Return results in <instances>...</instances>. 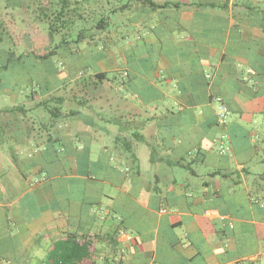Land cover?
<instances>
[{
  "label": "crops",
  "instance_id": "crops-1",
  "mask_svg": "<svg viewBox=\"0 0 264 264\" xmlns=\"http://www.w3.org/2000/svg\"><path fill=\"white\" fill-rule=\"evenodd\" d=\"M152 1L79 113L1 114L0 264H264V0Z\"/></svg>",
  "mask_w": 264,
  "mask_h": 264
},
{
  "label": "trees",
  "instance_id": "trees-1",
  "mask_svg": "<svg viewBox=\"0 0 264 264\" xmlns=\"http://www.w3.org/2000/svg\"><path fill=\"white\" fill-rule=\"evenodd\" d=\"M129 1L0 0V70H3V73H0V91H12L18 98L19 93H22L23 97H26V101L34 102L30 106L19 103L0 107V117L2 113L27 116L28 112L35 108L44 109L50 117L63 115L68 109L79 113L81 104L91 101L85 96V93L81 95V90L92 84L102 83L107 78L106 72L95 70V66L93 69L87 66L86 70H89V73L83 75L81 79H75L72 82V76L61 78V85L55 88L52 77L59 76L63 71L56 68H40L34 71L35 79L33 80L28 79L27 77L30 75H25L22 69L11 68L13 62L19 63L27 57L34 60V64L37 65L38 61H47L58 52L79 54L82 52V48L75 46L76 48L73 49L71 47L73 30L76 27H85L84 23L86 22L92 23L86 49L95 51V48L97 49L99 46L96 38L100 35L111 37L115 30L114 27L118 26L115 25V18L119 15L127 17ZM143 1L152 7L179 6V3L176 2L156 4L152 0ZM84 30L81 29L75 34V36L77 35L76 41L79 43L86 39ZM42 37H45L43 43H41ZM59 39L60 41L57 42ZM108 48L110 50V47ZM46 63H40L36 68ZM26 78L33 82L31 95L24 94L23 87H26ZM51 102L55 104L50 108L48 105ZM36 117L40 116L36 115ZM6 128L7 126L2 123L0 118V136L2 132H7Z\"/></svg>",
  "mask_w": 264,
  "mask_h": 264
},
{
  "label": "rangeland",
  "instance_id": "rangeland-1",
  "mask_svg": "<svg viewBox=\"0 0 264 264\" xmlns=\"http://www.w3.org/2000/svg\"><path fill=\"white\" fill-rule=\"evenodd\" d=\"M128 15V13H127ZM112 18L114 17L113 14L111 15ZM92 23H84L85 27H81V28H75L73 30V38L71 41V47H73V49H75V46H79L80 48H82V52H80L79 54H71V53H67L65 52L64 54L61 52H58L55 56H53L51 59H48L47 61H43V62H47L45 65L46 67H44L43 65L36 68L40 63L42 64L43 62L38 61L39 64L36 65V63L34 64V60L29 59L27 57H25V59H22L19 63L17 61L13 62V66L11 68L13 69H22V72L25 75H30V77H27L28 79H35L33 73H35V70H38L40 68H49V69H53L56 68L59 71H63V72H69V71H84L86 70V67L89 66L90 69H93L96 61L98 59H100L102 57V55L106 54V53H112V51L114 50V48H117L119 46H122V44H124L126 47H130L129 44V38L128 37H122L121 34L123 32L125 33H129L130 31V20L127 19L126 22H124L121 26L117 27L116 30V35L115 37L112 35L111 37H103L102 35L98 36L96 38V40L99 42V46L95 51H88L86 49V42H87V38L89 39V34H90V25ZM80 27V26H79ZM81 29H85L84 33H86V39H83L82 42H77V35L75 36V34L77 32H80ZM118 34V36H117ZM116 37L119 38L120 40V44L117 43V39ZM45 41V37H42V41L41 43H43ZM60 39L57 41L59 42ZM117 44V45H116ZM56 45V44H55ZM54 45V47H55ZM110 47V51L108 50ZM108 48V49H107ZM86 49V50H85ZM129 49V48H128ZM129 53V51H128ZM17 62V63H16ZM97 68V67H95ZM0 73H3V70H0ZM27 78L25 79V85L26 87H23L25 93L24 94H29L31 95L32 90H33V82H30L29 80H27ZM53 80H55L56 84H61V82L59 83L58 80L56 79V76L52 77ZM54 85V84H53ZM57 86V85H54ZM57 88V87H55ZM16 95V94H15ZM14 92L12 91H0V107H4V106H12L14 104H16V100H18L17 104L19 103H23L26 104L27 106H30L31 104H33L34 102L29 100L26 101V97L22 95V93H19V98L17 97V95L15 96ZM55 103L51 102L48 107H53ZM29 117L32 115H39L41 117V120L44 119V117H49V113H47L46 111H44V109H33L30 110L27 114ZM46 120V119H45ZM9 133V132H8ZM13 140V139H12ZM11 141V140H10ZM8 141L7 144L10 142ZM5 143V145H2L3 148H5L6 150L8 149V145ZM9 151V150H8ZM4 154V152H3ZM1 161H3V157L0 156Z\"/></svg>",
  "mask_w": 264,
  "mask_h": 264
},
{
  "label": "built area",
  "instance_id": "built-area-1",
  "mask_svg": "<svg viewBox=\"0 0 264 264\" xmlns=\"http://www.w3.org/2000/svg\"><path fill=\"white\" fill-rule=\"evenodd\" d=\"M216 100L218 102V106H217L218 124L225 126L230 116V109L223 102L221 96H217ZM226 138H227V135L223 134L221 140L218 143V149L220 153H225L229 149V145L227 144Z\"/></svg>",
  "mask_w": 264,
  "mask_h": 264
}]
</instances>
